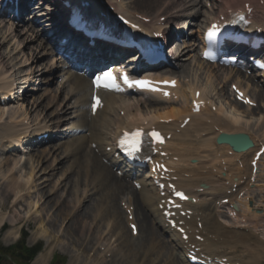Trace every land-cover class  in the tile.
Instances as JSON below:
<instances>
[{"label": "bare ground", "instance_id": "bare-ground-1", "mask_svg": "<svg viewBox=\"0 0 264 264\" xmlns=\"http://www.w3.org/2000/svg\"><path fill=\"white\" fill-rule=\"evenodd\" d=\"M25 1L27 0H23V3ZM73 1L77 3L79 0H73ZM108 1L114 2L117 0H107V2ZM146 1L150 3L147 8L153 9L155 10V12H153V14L150 13V15L146 13H138L139 9L135 8V13H137L138 15H142V17L151 19L149 25H144V28L147 30H154L155 28L157 30H160L159 27L160 25L156 20L157 18L167 17L168 19L167 23H171V21H169L170 19L173 18L171 16V13L175 11H177L178 13L186 12L189 9V4H190V2H186V0H146ZM255 1L257 0H229L226 2V10L218 13V16L221 15L225 18L226 16H229V13L227 12L228 10L231 9L238 10L240 9L241 5H243L244 3L246 2L252 3ZM95 5L96 6L93 5L94 8L103 10V7H101L100 5L97 4ZM124 5L125 3L123 4L120 3L119 5H117V7L120 11L129 15V17L127 15L125 17H128L129 19L133 17L135 18L136 17L135 13H129ZM238 5L240 7H238ZM261 9L264 11V6ZM28 12L29 11L27 10V12H24V14L21 16V21H22L21 24L23 25L25 23L24 21L26 20V16L28 15ZM133 14L134 16L131 17V15ZM159 14H161V16H158ZM218 16H216L215 18H217ZM63 17H65V15ZM10 18L11 17H9V19ZM253 21L256 22L254 24L258 28H262L264 30V18L254 16ZM49 23L50 22H48V24ZM20 26L21 25L16 27L11 26L13 27L12 32L13 31L15 32V30H19ZM54 26L56 25L55 24L51 25L50 23L48 31L50 30L51 27ZM25 28L26 26H23V30L21 28V30L19 31L25 34L24 32ZM30 31L34 32L35 38L31 39V41L28 42L27 47L25 46L24 48L31 49L33 45L35 46L36 43H40L38 48L40 49L41 53H44L43 58L44 59L49 58L51 54L46 50L49 41L48 38H45L48 36L44 37V35L36 32L33 28H30ZM6 32H7L6 33L7 38L10 37V35H13V33L9 35L10 29ZM165 33H167V31ZM20 34L21 33H19V35ZM22 44L23 43L19 44V47L22 46ZM104 48L105 47H101L99 51L96 54H94L91 61L97 63L100 60L106 59L107 51H105ZM188 48H190L192 53L199 52V44L197 42L195 44H190ZM33 55L34 56H32L33 57L32 60L34 66L40 60L41 56H39L40 54H36V53ZM199 60L201 65L205 66L204 61H202L200 57ZM0 62L2 63L1 59ZM54 66H56L55 60L52 59L49 66L50 67L49 71H47V68L41 71H33L31 73L32 77L30 76L31 78L28 76L25 79H23L25 80L26 84L28 83L30 84L27 89L28 90L30 89L31 84L36 83V81L33 80L36 79V77L39 76L40 74H41L40 76L44 77L40 82L41 84H43L44 80L46 79L48 80L49 77L55 75L56 73H52ZM57 68H58L57 71H59L60 73L64 72L62 70V67L57 66ZM205 69L207 70V74L209 75H208L206 87L198 88L201 90L202 100L205 103L202 106L199 114H195L193 112L192 106H189V99H188V97L191 96V93L194 92L196 93V91H198L196 90L197 88L189 85L188 89L187 90L185 89V92H183L181 91L180 84L178 83V87L172 91V97L169 99H164L158 95L154 97L150 94H139L137 96H115L113 94H105L104 95L105 107L102 112H99L97 114L96 117L90 114V101L92 97V89L89 79H87L84 76H80L78 74H72L71 71H68L67 73L64 74L66 75V84L64 85L65 86L67 85V87L69 88V92L66 93L67 97L70 96V99L74 100V103L71 105V108L70 106L64 107V105H66L65 101L59 104L57 103L52 104L51 98L48 100L47 96H45V99L47 100V105L46 106L41 105L42 102L40 101V99L38 100L41 103H37V100H34V102L35 101L36 102L34 105H33L34 102L32 103V107L36 106V108H31V110L34 109V112H37V110L38 112H40V109H42L45 112L49 108L56 107L53 113L56 112L55 114H58L60 111H64L65 112L64 114H67L70 109H73L74 115H76L74 117L76 119V123L72 124L70 135L68 133V135L72 137V139H70V141L66 143L67 145L69 146L71 145L72 147L71 148L68 147V149H66V151H64L63 154L61 152L60 154H57L59 150L58 144H55L58 150L53 149L51 145L49 146L50 149L48 148L49 151L47 150V148L44 149L43 147L40 146L41 142H37V145H39L40 147L31 145L30 149L27 148L28 157L26 162L28 163L29 157H31L34 153L38 155L36 157L35 156L31 157V163L34 164L31 166L28 178L24 177L23 174L21 173L20 165L22 163L23 158L20 160L18 159L19 161H17L16 159H10L9 149L10 147H12L13 149L20 150L19 148H22V146L21 144L16 145V142H20L22 139L25 140L26 142H29L34 137H37L48 131L50 127L46 125L42 126V123L38 124L34 130H32L30 126L26 127L24 121L27 120V116H29L28 111L20 114V111L23 110L26 103H22L21 107L18 109L16 108L14 111L10 110L11 108L8 103L7 104L0 103V149H1L0 155L5 156L3 161L0 162V169L5 168V171L7 173L2 176L3 179L8 180V184L5 185L6 196L9 197L10 195L13 194L15 205L21 203V201H24L23 199L26 196L31 194L32 189H37L45 185V184L36 185V182L42 180V177H38V179L36 178L39 175V173L42 171L44 163H47L49 161H52V159H54L51 165L47 167V169L50 168L51 173L53 172L52 174H54V171H58L59 168L61 167L65 168L66 164H68V161H70L75 155H77L76 160L78 161L79 164H83L84 171L82 172L84 173L85 177L89 179L87 188L85 187L83 193L81 194L83 200L81 205H80L81 198L78 199L75 196L78 202L76 205L73 206V209L75 207L77 208L76 218L81 219L79 223L82 224L80 225V227H82L81 228L82 232L87 228L88 225L87 221L90 218L95 219V217L98 216V215L96 216L94 215L95 210L97 212L96 214H100L103 217V219L106 218L105 216H103L105 213H108L109 216L111 214L110 217H112L113 220H108V221L109 222L112 221L114 225L113 226L114 229L115 228L117 229V227H119L120 224L119 220L122 217L120 204L118 203L119 206L117 205V199H119L117 198V196L121 197L127 192H132L135 193L136 196L133 195L134 196L133 197L131 194L127 193V196L125 198L128 200L127 205L134 206L137 208V211L135 209V218L137 220V224L139 223L138 224L139 233L140 236L142 235L145 236L143 238L144 240L142 241H149L148 242L149 245L153 246L155 240L157 239L156 237H160V236L164 237V240H162V244L160 246L162 250L159 251L160 254H163V252L166 251V248L168 246L166 240L167 241L171 240L169 243L173 248L172 257L177 258L176 259L177 261L180 260L182 264H187L185 260L186 258L185 247L187 243H185V241L181 239L182 235L178 234L176 231H171V230L170 231L172 232V234H169L168 233L169 231L165 232L166 223L163 222L161 213L158 210V204L160 203L161 199L158 196L157 190L147 182L146 177L145 179L141 180V182H143L142 184L143 187L140 191L134 188L128 182V179H130V177L134 175L138 177L139 173H135L133 171H127L125 169L126 170L124 173L125 176L120 178L117 175V173H115L113 170L116 167H118L119 170H122V168H120L119 165L120 163L114 160L111 154L107 151V147L113 146L111 142L115 140L117 136L120 135L122 130H130L138 126H143L146 128L155 127L160 131H162L164 135L166 136L171 135V139L167 141L165 143V146L163 147V152H166L168 154L169 162L171 164L170 169L172 170L173 174L170 175V178L174 181L175 185L178 188L187 191L192 198L198 200L196 204L187 203L184 205V206L187 205V208H185L184 211L191 212L192 215L191 221L189 222L187 221V219L180 220V221H185L187 226H189V229H187L185 226V229L187 230L186 235L189 236L188 242L191 244H195L197 242L195 236L196 233L192 234V232L199 230L198 226L200 225L201 218H203L202 222L210 226L211 228H213V225L211 226V224L212 223L215 224L216 222L215 229L217 231L216 230L215 231L217 233L221 232L219 235L216 232H213L217 234V236L215 235L217 239L224 238L225 242H236L238 245L235 249L242 246H245V248L242 247L244 249L242 250V252L240 251L241 253L237 251L236 253L233 254L232 253L233 251L231 250L232 252L230 251L227 254L223 252L224 254L222 255L218 249L219 244L214 242H209L203 239L204 235L199 230L198 236L202 237L204 243L202 245L198 243L197 247L199 248L204 247V251L207 252L204 254H206L209 257H213L212 255H214L217 257L219 256L218 258H227L231 263L233 262L234 264H259L260 260L264 259V242L263 240L258 238V236H256L255 234H254L255 236H253L247 233L238 232V230H236L237 228H234V226L238 227L239 210L237 209L235 210L237 215L236 218L232 219L233 220L232 224L226 222L223 226L217 221L218 218H219L218 220L224 218V216L218 213L220 209L219 207H222L221 205L222 201L225 199H229V205L227 206V208L229 209L232 206V204L238 200V196H239L238 192L233 193V188L235 187V185L239 187V193L246 192L248 193L246 196L250 195V191L247 190V186H249V182L251 180L252 169L250 163L252 161L255 149L254 151L253 149H251L246 153L237 154L234 153L231 150V148L228 146L217 145L216 140L221 134L245 133L248 134L251 137L254 144L260 148L261 144L264 145V113L262 112L259 113V119L255 127H250L248 125L249 122L243 120L244 115L251 116V113H255V111L257 110L252 109L249 112V109L247 107L237 103V101L235 100L234 102H232V104L228 106V110H226V108L220 105L217 112H213L211 108L212 105L210 106V104L212 103L210 102V104L208 105L206 103L207 98L205 97L206 95H208L209 97L210 92L211 91L213 92L214 90V82H215L214 75H216V73L217 75L219 73H222L220 80L222 82H228V81L232 82L231 84H228L230 88L232 85L240 86L241 83L240 79H243L244 77H242L241 73L235 72V70H220L217 69L215 66H210V65L205 66ZM165 73L169 78H173L176 80L178 77H180V75L176 73L174 66L169 70H167ZM225 73L226 75H224ZM46 75H48L49 77L46 78ZM60 84L61 82L58 84V86H60ZM45 86L46 89L48 90V86L46 84ZM12 88L13 85L11 82L7 80V75L5 73L4 74L0 73V90L3 92V94L6 91L8 92L12 91ZM257 88L258 91L256 94L253 93V95H251V100L258 104L262 103L264 107V87L257 86ZM246 95L250 97L249 96L250 94L247 93ZM54 96L57 98L58 95L54 94ZM227 96L229 99L230 94L227 93ZM192 99H194V95L192 96ZM64 100H66V98ZM29 106L26 107V110ZM40 106L44 108H41ZM259 107L260 106L258 105V108ZM117 111L120 112V115H118L117 118L114 117L116 119H112L113 117L109 113L112 112L116 114ZM121 112L124 113V117H121ZM187 118H189L190 121L189 123L186 124L185 127L182 128V124L184 123V120ZM57 119L60 118H56V120ZM12 120L15 121L14 124L8 122ZM108 136L110 138H108ZM65 137L66 136L62 134L57 139H59L60 141ZM73 143H76V145H73ZM86 145L87 147L90 148L88 153L86 151L84 152ZM93 146H96L95 150L93 149ZM230 152L233 153L229 154ZM101 160L103 161L108 160L110 163L109 165L110 168L107 165H105ZM263 162H264V157L261 163ZM73 166L76 167L75 164H73ZM38 167L40 168L39 171L37 172ZM85 169H87V173L89 175L85 173ZM77 173L79 172L77 171ZM71 178H72L71 176L67 177L64 180V182H66V184H71L72 183ZM260 178L261 175L259 173L258 179ZM57 184L54 186L53 190L57 188ZM80 184L81 183L78 179L75 185L79 187L78 185ZM202 184L207 186V188L205 190L199 191L201 189ZM87 189L90 190L87 191ZM22 192H24L25 194L22 195ZM51 192L48 191L44 192L45 194L44 198L45 197L48 198L45 202L47 206L52 204L57 205L58 202L56 201V198L55 199L50 198L52 197ZM100 192H102L101 197L96 198L93 201L94 203H90L89 199L92 197V195L94 193L99 195L98 193ZM76 193L78 192H75L74 195ZM107 199L109 200L111 199V201H114L111 207L107 205ZM88 202L90 204L86 205V203ZM217 202H219L218 205ZM116 205L118 209L116 208ZM68 206L69 205L60 206L61 210L59 212V217L64 220H65L64 217L67 216L66 210ZM208 206L209 209L205 210V208H207ZM104 207H106L105 211H103ZM244 207H245L244 209L245 213L248 216L246 217L240 216V218L245 220V223L251 224L254 226V228H257L256 226L258 223L261 222L260 220L261 218L257 216L255 213H253V211L250 210V208H248L246 205H244ZM118 210H120L119 214H118ZM138 210L139 212H141V220H139L140 217H138ZM216 210H217L216 212L217 216L216 219H214L215 217L212 218L211 216H214L212 213H214V211ZM111 212H113L114 217ZM118 215H120V218H118ZM3 216L4 215L0 214V226L4 221ZM115 220L117 222H114ZM52 224L53 226H56V222L54 223L52 222ZM155 225L157 227H155ZM229 225H234V226H229ZM88 227H89L88 231H90L91 226L88 225ZM208 228L204 227V230L205 229L208 230ZM46 232L48 231L45 230L42 233L46 235ZM82 235L84 236V234ZM164 235L167 236L166 240ZM122 236H124L123 233ZM118 239L117 242L120 241L122 238L120 237ZM251 243H253V245ZM129 245L134 246L133 244L130 243ZM139 246L143 248L145 245L144 243H140ZM154 248L155 247L150 248L149 253H152ZM175 253L177 254V256L175 255ZM169 262L170 261L168 259V262L166 263ZM173 263L178 264L176 262ZM33 264H44V258L42 257V255L38 256L33 262Z\"/></svg>", "mask_w": 264, "mask_h": 264}, {"label": "rangeland", "instance_id": "rangeland-1", "mask_svg": "<svg viewBox=\"0 0 264 264\" xmlns=\"http://www.w3.org/2000/svg\"><path fill=\"white\" fill-rule=\"evenodd\" d=\"M221 1L222 0H210V3H209V2H205V0H186V2H190V4H189V9L185 12V18H186L185 20H189L190 22L196 25V27L193 26L191 35L188 36L189 38H188L187 43L191 44L192 42H195V40L196 41L200 40L199 38L201 34L200 32L201 27L207 23L210 17H213L218 12L217 8L219 7V5H221ZM227 1L229 0H225V9H226ZM201 2L202 4H200ZM123 3H125L124 6L129 13L135 12V8L139 9L138 10L139 12L137 11L138 13H146L150 15V13L153 14V12H155V10L147 8L150 3H148V1L146 0H124ZM221 11L222 10H220L219 13ZM158 16H160V14ZM34 19H39V20L35 23V21H33ZM183 21H184L183 19L174 18L171 23L172 24L176 23L177 26H182ZM47 22H49V20L46 19L45 17H42V12L40 10H37V11L32 10L31 12L28 13L26 17V21H25L26 28L24 30L25 32L24 34L23 32L19 31L21 30V27L19 28V30H15V32L14 31L12 32L13 30V27H11L12 23L11 22L9 23L8 19L6 18L0 19V59L2 60V63L0 62V73L1 74L5 73L7 75V80L9 82L17 83L15 87L16 91L25 90L23 91L24 94L20 96L18 100L10 104V108H11L10 110L14 111L16 108L17 109L20 108L22 103H26L23 110L20 111V114L28 111L29 116H27V120L24 121L25 125L27 124L30 125L31 129L33 130L37 127L38 124H41V123L43 124L42 126L48 125L50 127H53L54 123L61 122L60 129L67 131L69 130L72 124L76 123V119L74 118L76 116L74 115V110L70 109L67 114H64L65 113L64 111H60L58 114H55L56 112L53 113L56 107L49 108L45 112L42 109H40V112H38V110L37 112H34V109L31 110V108H36V106L32 107V103L34 102V100H37V103L42 102L41 105L46 106L47 100L45 99V96H47L48 100L51 98L52 104L54 103L59 104L65 101L66 105L64 106L71 107V105L74 103V100L73 99L69 100L70 97L66 98L67 96L66 93L69 91V88L67 87V85L64 87L63 84L58 86V84L61 82V78L59 76L60 73H57L55 75L52 74L53 75L52 77H49L48 75H46V78L47 77L49 78L48 80L47 79L44 80L43 84H41L40 82L44 77L40 76L41 75L40 74L39 76L36 77V79L33 80V81H36V83L31 84L29 90L27 89V87H24V86H29L30 84L24 85L23 79H25L28 76L30 77L33 71H41L45 68H47V71H49L51 59L43 58L44 53H41L40 49L38 48L40 43H36L35 46L33 45L31 47V49L24 48L25 46L27 47V44L28 42L31 41V39L35 38L33 31L29 32L30 28L33 27L34 29L38 30V33L43 34V32L48 29ZM183 28H186V27L183 26ZM9 29H10L9 35L12 33L13 35H10V37L7 38L6 31H8ZM18 32L21 33L22 35L21 34L19 35ZM21 43L23 44L22 46L19 47V44ZM35 53L40 54L39 56H41L42 59L40 58V60L33 66L32 56H34L33 54ZM173 63L175 64V67H176V73L180 75L181 79L189 78V79L194 80L195 78L196 84L198 85V86L196 85L197 87H199V85L202 87H206L209 74H207V70L205 69V66L201 65V63L199 62L198 53H192L190 48H188L187 45H182V47L180 48L177 47V52L173 58ZM221 75L222 73H219L218 75L216 73V75H214L215 82L214 81L213 82H214L215 91L214 90L213 92L211 91L209 94V97L207 95V100L209 99L210 101L213 102L214 104L213 107L218 108L221 105L224 108H226V110H228V106L232 104L226 95L227 92L230 91L229 85H228L229 83L222 82L220 80ZM224 75H226V73ZM45 84L48 86V90L46 89ZM253 88L255 87H248V90L250 91L251 95H253V93H255L256 91ZM44 89H45V92H44ZM54 94L58 95V97L56 98ZM65 98L66 100H64ZM189 98L190 97H188V99ZM38 99H40L41 102H39ZM230 99H232V97ZM35 102L33 103V105L35 104ZM27 106L29 107L26 110ZM41 108H44V107H41ZM256 110L257 111H255V113H251V116L244 115L243 120H246L247 122H249L250 124L248 123V125L250 127H255L259 119V113L261 112L264 113L261 105ZM116 115L115 116L117 118L118 113ZM119 115H120V112H119ZM56 118H60V119H57L59 121H57ZM116 118L113 117L112 119H116ZM69 131H71V129ZM75 137H78V136H75ZM108 138L110 137L108 136ZM70 139H72V137L70 136L60 141L59 139H57L51 142L50 144L43 146V148L44 149L47 148V150L49 151L50 149L49 146L52 145L53 149L58 150L55 145V144H58L59 150L57 154H60V152L63 154L64 151L68 149V147L70 148L72 147L71 145L69 146L66 144L70 141ZM73 145H76V143H73ZM89 149L90 148L87 147L86 145L84 152L86 151L88 153ZM17 153L11 152L9 157L10 159H16L17 161L23 158L22 163L20 165L21 173L23 174L24 177L28 178L31 166L34 164V163H31V157L32 156L36 157L38 154L34 153L31 157H29V161L27 163L26 162L27 157H28L27 154L19 155L20 153L19 154ZM76 157L77 155H75L70 161H68V164H66L65 168L61 167L62 169L59 168L60 170L58 169V171H54V174H52L53 172L51 173L50 168L47 169V167L51 165L54 159H52V161L44 163L42 171L39 173V175L36 178L38 179V177H42V180H39L38 182H36V185H39V184H45V185L43 187L37 188L38 190L32 189L31 194L26 196L23 199L24 201H21V203L17 205H15L14 203L13 194H12L13 196L12 195H10L9 197L6 196L5 185L8 184V180L3 179L2 176L7 173L5 171V168L0 169V214L4 215L3 216L4 221L0 226L1 246L4 248H8L15 244H18L20 240L22 239L23 234L25 233L27 236V239H26L27 247L35 248L37 246H40L39 248L41 251L39 252L37 257L42 255V257L44 258V264H51L54 256H59L61 258H64L66 264H166V262H168V259L170 261L169 264H174L173 262L182 264L180 260L177 261L176 260L177 258L172 257L173 248L171 244L169 243L171 240L170 241L166 240L167 236L164 235L168 246L166 248V251L163 252V254H160L159 251L162 250L160 246L162 244V240H164V237L162 236L156 237L157 239L155 240L153 246L149 245L148 243L149 241H142L144 240L143 239L145 237L144 235L134 238L132 234L130 233V229L127 226L125 214L121 206H120V210L122 212V217L120 218V215H118V218H120L119 220L120 224H119V227H117V229L116 228L114 229L113 227L114 225L113 226L112 224L110 225V222L108 221V220H113V218L110 217L111 214L109 216L108 213H105L103 216H105L106 218L103 219V217L100 214H96L97 212L94 208L95 210L94 215L95 216L98 215V216H96L97 218L94 216L95 219L90 218L87 221L88 225L91 226L90 231H88L89 227L87 225V228L82 232V229H81L82 227H80V225L82 224L79 223L81 219L78 218L79 219L78 220L76 218L77 208L75 207L73 209V206L76 205L78 202L76 200V197L78 199L81 198V202H80V205H81L83 201L81 194L83 193L84 188L85 187L87 188L88 186L87 181H85V178L86 179L88 178L85 177L84 173L82 172L84 171L83 164H79L78 161L76 160ZM4 158L5 156L0 155V162L3 161ZM73 164H75L76 167L73 166ZM39 168L40 167H38L37 172L39 171ZM77 171L79 173H77ZM261 171H262L261 174L264 177V163L262 164ZM80 173H81V176H80ZM85 173H87V169H85ZM69 176L72 177L71 178L72 183L66 184L64 180ZM78 179L81 183L80 185H78L79 187L75 185ZM57 181H58V184H57ZM56 184H57V188L53 190ZM259 185L260 183L254 186V188L252 189L253 190L252 191L253 192L252 193V207L254 209L260 208L262 211H264V197H262L264 190L262 188H258ZM58 186H59V189H58ZM87 190H90V189H87ZM46 191L48 192L52 191L51 192L52 197L50 198H53V199L56 198V201H58L57 205L52 204V205L47 206L45 202L48 198L47 197L44 198L45 196L44 192ZM75 192H78V193L74 195ZM127 193L131 194L132 196L133 195L136 196L135 193H132V192H127ZM127 193L121 197L117 196V198H119V199L116 198L118 206L120 204L121 198L126 197ZM23 194L25 193L22 192V195ZM98 194L99 195L94 193L92 195V197L89 199L90 203H94L93 201L96 198L98 197L100 198L102 192ZM90 203L88 202L86 203V205ZM113 203L114 201H111V199L110 200L107 199V205L109 207H111ZM63 205H69L66 210L67 216L64 217L65 220L59 217V212L61 210L60 206H63ZM117 205H116V208L118 209ZM105 209L106 207H104L103 211H105ZM208 209H209V206L205 208V210H208ZM120 210H118V214L120 213ZM136 211H137V208H136ZM111 213L114 217L113 212ZM212 214L214 216H211V217L212 218L215 217L214 219H216L217 214H215V212ZM223 216H224L223 219L218 220L219 219L218 218L217 221L218 223L224 226L223 223H225L226 220L228 221V218H226L225 214ZM138 217H140L139 220H141V212H139V210H138ZM202 219L203 218H201L200 220V224H202L203 230H200V232H202L204 235L203 239L209 242L218 243L219 244L218 249L222 255L224 253L227 254L226 252L227 251L230 252L231 250L233 251V252L231 251L233 254L236 253L237 251L241 253L242 250L245 248V246H242L244 248L239 247L235 249L238 245L236 242H225L224 238L217 239L216 238L217 234L219 235L221 232L220 233L216 232L217 231L215 229L216 222L215 224L213 223L211 224V226L213 225V228H211L210 226L204 224L202 222ZM52 222L53 223L56 222V226H53ZM114 222H117V221L115 220ZM229 226H234V225H229ZM155 227L157 226L155 225ZM204 227L205 228L209 227L211 230L209 228L208 230L207 229L204 230ZM234 228L238 229L237 226H234ZM251 229L252 227H250V230ZM45 230L48 231L46 232V235L42 233ZM213 232H216L217 234ZM253 232L255 234H259L260 235L259 238L263 239L264 241V224L263 225L261 224V227H258L256 230L253 229ZM122 233L124 234V236H122ZM82 234H84V236ZM210 236H214V239L212 238L210 239ZM120 237L122 239L117 242V239ZM218 240L219 241L221 240V241L219 242ZM129 243L133 244L134 246H130ZM140 243H144L145 246L142 248L141 246H139ZM251 244L253 245V243ZM152 247H155V248L153 249L152 253H149V250ZM240 249H242L241 252H240ZM164 253L165 254L167 253V254L165 255ZM175 255L177 256L176 253ZM35 259L31 262V264H33ZM0 264H13V260L11 258L5 257L0 262ZM259 264H263L262 261Z\"/></svg>", "mask_w": 264, "mask_h": 264}, {"label": "snow or ice", "instance_id": "snow-or-ice-1", "mask_svg": "<svg viewBox=\"0 0 264 264\" xmlns=\"http://www.w3.org/2000/svg\"><path fill=\"white\" fill-rule=\"evenodd\" d=\"M219 32H220L219 27L217 25L213 24L207 33L208 41L209 42L215 41ZM204 55L206 58H210L208 52H205ZM119 79H122L123 82L125 84H127L129 87L135 86V87H138L141 89H149L152 91H159L160 90L158 88L153 87L152 83L149 81H146V80H129L127 75H122L121 77H119ZM117 80H118L117 76L111 70H109V71L103 73L101 76H98L96 78L95 84L97 87H103V88L109 89V90L118 89L119 84H118ZM163 83L164 84H171V86H175V81H170V82L164 81ZM164 95H168V93L165 92ZM197 95H199V94H197ZM241 97H242V94H241ZM94 100H95V103L93 105V109H95L97 106L100 105L99 97H94ZM249 103H250V101H249ZM150 135L157 142H163L161 137H160V134L158 132L153 131V132H151ZM140 136H141V133L139 131H137L134 134H132V138L130 141L129 136L126 133L124 139H122L120 141V143L122 145L127 146V150H128L129 155H135L136 153H138L140 151V147H141ZM157 167L163 168V165H157ZM177 195L183 196L182 193H177Z\"/></svg>", "mask_w": 264, "mask_h": 264}, {"label": "trees", "instance_id": "trees-1", "mask_svg": "<svg viewBox=\"0 0 264 264\" xmlns=\"http://www.w3.org/2000/svg\"><path fill=\"white\" fill-rule=\"evenodd\" d=\"M26 236H24L23 240L18 244L4 248L0 244V262L5 258H11L13 260V264H30V262L35 258L38 254L40 248H28L25 242ZM64 261L60 260L58 256H56L51 264H63Z\"/></svg>", "mask_w": 264, "mask_h": 264}, {"label": "water", "instance_id": "water-1", "mask_svg": "<svg viewBox=\"0 0 264 264\" xmlns=\"http://www.w3.org/2000/svg\"><path fill=\"white\" fill-rule=\"evenodd\" d=\"M218 142L220 144H228L230 145L235 151H246L249 148L253 147L252 142L246 135H222Z\"/></svg>", "mask_w": 264, "mask_h": 264}]
</instances>
